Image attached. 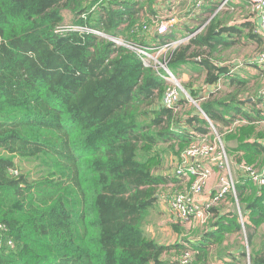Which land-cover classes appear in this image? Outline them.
<instances>
[{
    "label": "trees",
    "instance_id": "obj_1",
    "mask_svg": "<svg viewBox=\"0 0 264 264\" xmlns=\"http://www.w3.org/2000/svg\"><path fill=\"white\" fill-rule=\"evenodd\" d=\"M134 1L0 0V264H180L187 252L193 264L236 247L247 264H264V185L239 168L235 197L208 209L197 245L166 246L145 232L158 198L179 184L160 172L166 154L178 159L198 138L187 127L208 133L204 115L228 130L239 117L225 118L212 98L199 104L202 114L181 111L185 101L162 105L165 82L106 38L139 43ZM69 24L99 34L57 31ZM194 38L192 48L169 51L170 69L203 60L204 46L214 50L212 38ZM233 107L223 108L248 123L264 120L261 110ZM234 137L235 164L263 169L264 130L246 126ZM22 162L37 164L35 178Z\"/></svg>",
    "mask_w": 264,
    "mask_h": 264
},
{
    "label": "crops",
    "instance_id": "obj_2",
    "mask_svg": "<svg viewBox=\"0 0 264 264\" xmlns=\"http://www.w3.org/2000/svg\"><path fill=\"white\" fill-rule=\"evenodd\" d=\"M133 8L134 10L141 9L139 15H137V23L142 25V27L143 24L149 25V28H146V25L144 26L145 30L140 29L136 31L135 37L139 40V43H137L139 45L146 47L163 45L164 40L161 36L156 35V30L163 24L167 27L165 36L167 35L172 42H181L180 45L183 47L190 46L192 48L193 45L189 44V41L195 39L194 37L197 36L212 38L213 42H209V44H215V48L213 50L204 46L202 48L204 51L203 60H200L199 57L189 58L186 62L171 68L177 77L183 78L182 88L187 94L188 92H192L195 95L196 102L201 103L204 100L212 98L210 100L219 103L218 109L224 113L225 118H230L231 116L241 117V115H236L234 111L228 110L232 108L236 109V107H233L235 104L242 113L245 112L253 115L255 114V110H261L264 113V105H262L263 102L259 95L260 91L257 93L259 87L264 86V66L258 62L259 53L264 46V39L259 32V17L251 5L240 0H207L202 8L195 9L187 0H153L152 2L136 0ZM65 19L70 23V16L67 13L65 14ZM158 21L163 22L158 23ZM211 21L212 33H210L211 29L209 25ZM168 25L171 30H169ZM118 39L123 41L122 38ZM201 61H207V65L202 64ZM211 77H213V81L210 80ZM180 98L185 100L183 95ZM226 105L228 106L227 111L229 114L223 108ZM198 108V112L202 114L199 106ZM219 111L218 114H220ZM184 113L195 114L192 110H186ZM261 116L264 117V115ZM202 117L204 118V116ZM213 126L216 129L219 125L214 124ZM187 128L190 135L195 134L198 137H202L203 135L207 136L210 134L209 127H205L208 133L203 134L195 133L191 128ZM172 160H174V166L172 165L173 167L171 168L172 176L169 177L173 178L174 174L172 172L174 171V167L178 166L179 158H172ZM175 178V182L179 183L189 179L186 175L182 178ZM212 178L213 172L209 180L210 182L207 184L208 186L205 187V192L199 198L202 202L213 196L212 192H209L210 189H214L211 183ZM169 187L172 188V185ZM202 198L205 200H202ZM167 200L168 196L161 195L158 198L155 209L159 207L160 213H167L168 218L171 215L173 220L171 222L175 220L178 223L177 218L169 211V208H166V206L168 207ZM222 204L225 209V203ZM236 205L238 204H235V210ZM224 213L225 211L222 214ZM189 221L191 223H180L181 227L186 224L183 227L186 231L188 230L186 228H193L190 233L182 232L179 235L177 230H175L177 223L174 222L175 238L172 235H168L171 241L166 243L169 239L163 235H159L155 240L166 246L177 242L183 243L182 240L185 241V245L187 246L197 245L199 243L197 233L202 229L204 224H199L200 226L194 225L198 223L193 218ZM166 223L168 221L164 222V224ZM195 227L198 228L195 230ZM232 244L233 237L230 239V245ZM236 248H230L228 251L223 252L212 251L209 253L208 260L205 263L193 261V264H247L239 258L238 250H235Z\"/></svg>",
    "mask_w": 264,
    "mask_h": 264
},
{
    "label": "built area",
    "instance_id": "obj_3",
    "mask_svg": "<svg viewBox=\"0 0 264 264\" xmlns=\"http://www.w3.org/2000/svg\"><path fill=\"white\" fill-rule=\"evenodd\" d=\"M193 5L195 9L202 8L207 0H187ZM251 5L252 9L257 13L259 17V32L264 39V0H240ZM145 30V27H141ZM140 30V28L135 31ZM57 31L59 33H65L69 31H80V32H89L93 34H99L96 31L82 29L74 25H63L60 26ZM167 33V27L165 24L160 25L156 30V34L165 35ZM192 37V36H191ZM108 40L113 42L116 45L124 46L131 51H133L136 56L142 61L145 66H148L155 70L157 75L165 82V90L162 95V105L168 109H175L179 101L181 100L180 96L183 95L185 99L193 101L187 92L181 88L177 82L174 74L168 68V58L167 54L170 50L174 49L181 42H169L161 46L156 47H146L135 43H127L119 40L114 37H106ZM162 57V58H161ZM161 59V60H160ZM167 60L166 63H163ZM258 62L264 66V46L258 56ZM172 84V85H171ZM261 101L264 103V86L259 93ZM194 103V102H192ZM204 116V115H203ZM206 117L204 116V119ZM211 130L215 131V127L211 122L206 118L205 119ZM210 130V131H211ZM221 145V144H220ZM214 149L217 146H213ZM210 146H202L201 149L191 147L184 153L179 156L178 166L174 170V176L177 178H182L187 176L189 179H192L189 190L176 192L168 196V208L169 211L175 215V218L179 219L183 223L189 222L191 218L197 220L201 225L205 224L209 215L206 213L208 209L215 205L217 202L224 200L227 193H231L234 197L236 194L235 185L236 181L230 176L229 165L226 160L225 152L223 147L220 146L221 151L214 157V149ZM202 158L206 161H213L217 158L219 160V168L223 173V177L220 180L219 190L206 200L202 202L199 198L202 196L207 182L212 176V171L210 170L213 165L210 163L202 164ZM222 159V160H221ZM221 160V161H220ZM239 170L247 176L255 185L262 186L264 185V168L259 169V171H254L256 169L248 166L247 164L241 163L238 166ZM236 213L239 218L241 228L244 229L242 213L238 205H236ZM9 247H12V243L8 242ZM191 255L190 253H184L180 257V264H190Z\"/></svg>",
    "mask_w": 264,
    "mask_h": 264
},
{
    "label": "rangeland",
    "instance_id": "obj_4",
    "mask_svg": "<svg viewBox=\"0 0 264 264\" xmlns=\"http://www.w3.org/2000/svg\"><path fill=\"white\" fill-rule=\"evenodd\" d=\"M159 22H163V21H158V23ZM145 25L146 24H143V27ZM146 28H149V25H146ZM169 30H171L170 26H169ZM179 45H177V46H179ZM166 62H167V60H165L163 63H166ZM170 71L174 74L177 82L179 83V85L182 88L183 87V85H182L183 78L180 77V76L177 77L175 72L172 71L171 69H170ZM154 72H155V70H154ZM156 75H157V73H156ZM159 79H161V78L159 77ZM262 88H263V86L259 87V89L257 90V93H259V91H261ZM253 99H254V97H253ZM180 101H185V103L183 105H179V107L181 108V111L192 110L193 112H195V111L199 110L198 106H199L200 103L196 102L195 100L190 101L189 103L187 102L188 101L187 99H185V100L181 99ZM192 102H194V103H192ZM199 102H201V101H199ZM178 111H180V110L178 109ZM263 115H264V113H263ZM211 124H213V123H211ZM246 126L254 127L255 132L262 131V130H264V120L256 121L254 123H248L247 121H242V120H239V118H238V121H236V123L234 125H232L230 129L221 130L219 127H217L215 129V131L211 130V128L209 127V124H208V127L211 130L210 134L207 135V136L203 135L202 137L199 136L191 144H189L188 146L183 148V153L185 151H187L191 147H195V148L201 149V147L205 146V145L210 146L211 148H213V146H217L216 149L213 148L214 149V154H213L212 157H214V156H216L218 154L219 151H221L220 146H222L223 150L225 152L227 163L229 165L230 176L237 183V180L240 178V172L238 170V165L235 164V159H234L236 157V153H234L233 150L237 146V142L234 140V138H235L234 136H236L237 131L240 128L246 127ZM255 138H256L255 135H250V137L248 138V141L249 142H253V141L255 142V140H254ZM164 148H165V146H164ZM175 149H177V148L175 147ZM171 157H172L171 154H166L165 163L163 164V167L160 169L161 174H163V176H166L168 180H172V178L169 177V176H171V172L169 173V171H171L172 170L171 168L174 166L173 165L174 164V160H172ZM202 160H203L202 164L210 163L211 165H213V167H211L210 170L213 172V178L211 180V183H212V187L214 189H210L209 192L210 193L212 192L211 194L214 195L219 190V188H220V180L223 177V173H222L221 169L219 168L220 162H219V160H217V158L214 159L213 161H211V160L210 161H204L203 158H202ZM242 163L243 164H247L244 160L242 161ZM21 167L25 170V172L27 170L29 173H31V177L32 178H35L37 176V173L40 171V169L38 168L37 164H35L33 162H26V163L22 162L21 163ZM250 167H252V166H250ZM175 168L176 167H174V169ZM254 171L257 172V171H259V169H256ZM188 180H190V179H188ZM188 180L182 181V183H179V184H177L175 186H173L174 184H169V185H172V188L169 187V189H167V191H165V193L167 195H169V194L176 193L178 191L181 192L180 190H182V191L187 190L189 185H190V182ZM208 182H210V181H208ZM208 182H207V184H208ZM206 186H208V185H206ZM166 188H167V186H165V189ZM205 190H206V188H205ZM205 190H204V192H205ZM163 191H161V192H163ZM202 200H205V199L202 198ZM208 200H209V198H208ZM204 202H206V201H204ZM166 208L168 209L167 206H166ZM167 215H168L167 213H160L159 212V207H157L155 209V211L148 218L147 225L144 228L147 236L152 237L154 239H157L159 237V235H163L167 239H169V241H166V243H169L171 241V239H170V237L168 235H172L173 238L176 237V233L174 232V229H173V224H174L175 220H174V222H171L172 216L169 215V218H168ZM174 217H175V215H174ZM166 221H168V223L164 224V222H166ZM175 223H177V222H175ZM187 223H191V221H189ZM199 224L200 223L194 224V225L200 226L201 224L200 225ZM176 226H178V224ZM185 226H186V224H185ZM185 226L183 225L182 227H180V226H178V227H180L181 229H184L183 227H185ZM196 228H198V227H195V230H196ZM186 229H188V230L186 231L184 229L183 231L190 233L191 229H193V228H186Z\"/></svg>",
    "mask_w": 264,
    "mask_h": 264
}]
</instances>
